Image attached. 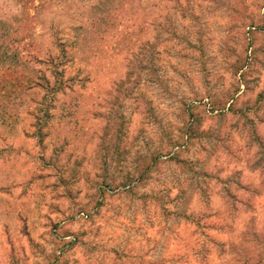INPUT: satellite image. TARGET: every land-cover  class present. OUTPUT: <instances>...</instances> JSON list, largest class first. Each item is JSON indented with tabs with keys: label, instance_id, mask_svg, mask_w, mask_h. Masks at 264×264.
<instances>
[{
	"label": "rangeland",
	"instance_id": "1",
	"mask_svg": "<svg viewBox=\"0 0 264 264\" xmlns=\"http://www.w3.org/2000/svg\"><path fill=\"white\" fill-rule=\"evenodd\" d=\"M0 264H264V0H0Z\"/></svg>",
	"mask_w": 264,
	"mask_h": 264
}]
</instances>
